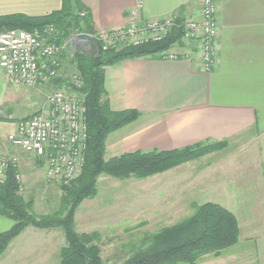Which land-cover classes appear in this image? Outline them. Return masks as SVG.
Wrapping results in <instances>:
<instances>
[{
  "label": "crops",
  "instance_id": "obj_1",
  "mask_svg": "<svg viewBox=\"0 0 264 264\" xmlns=\"http://www.w3.org/2000/svg\"><path fill=\"white\" fill-rule=\"evenodd\" d=\"M81 2L96 33L128 26L133 13L136 22H144L174 12L195 16L199 10L198 0ZM217 3L218 51L213 70L204 71L197 59L159 57L104 68L110 108L140 113L134 123L108 137L106 155L219 144L203 157L169 171L170 226L191 217L198 206L219 205L235 217L238 241L218 256H203L199 264H264V0ZM60 7L61 0H0V17H43ZM19 90L0 70V146L20 118L10 112ZM75 216L76 226L77 212ZM12 226L11 220L0 216V234ZM64 245L58 246L48 231L28 228L10 243L0 264H60L59 250Z\"/></svg>",
  "mask_w": 264,
  "mask_h": 264
},
{
  "label": "trees",
  "instance_id": "obj_2",
  "mask_svg": "<svg viewBox=\"0 0 264 264\" xmlns=\"http://www.w3.org/2000/svg\"><path fill=\"white\" fill-rule=\"evenodd\" d=\"M46 25L60 34L61 44L71 33H95L91 16L81 0H61V7L43 17L10 15L0 17V32L21 29L33 31ZM180 32L174 30L160 44L142 47H124L119 51L98 50L94 56L76 52L71 65L79 72L83 86L87 145L84 165L77 178L67 185H59L60 200L56 211L39 215L34 212L33 199H25L15 179L17 170L10 168L3 185H0V216L13 222L12 228L0 234V256L10 243L26 229L38 231L60 230L65 245L59 250L60 264H103L97 243L98 233H78L75 215L80 205L96 198L98 179L110 177L116 180H143L166 173L173 168L191 162L209 153L215 146L198 144L176 151H149L125 153L106 159V142L110 135L134 123L138 111H114L110 108L104 88V68L127 60L159 57L179 43ZM99 57L102 64L94 67ZM239 231L235 217L216 204L206 203L195 208L194 214L173 226L156 233L145 234L139 245L129 250L122 264H199L205 255L218 256L221 251L238 241Z\"/></svg>",
  "mask_w": 264,
  "mask_h": 264
},
{
  "label": "built area",
  "instance_id": "obj_3",
  "mask_svg": "<svg viewBox=\"0 0 264 264\" xmlns=\"http://www.w3.org/2000/svg\"><path fill=\"white\" fill-rule=\"evenodd\" d=\"M198 1L195 16L174 12L162 19L136 22L133 13L132 22L126 27L94 35L71 33L61 44H58L60 34L50 25L30 32L21 29L0 32V70L11 86L34 90L57 82L56 90L46 95L41 111L16 121L14 131L5 136V142L38 159L47 181L69 184L84 165L87 125L84 96L80 93L82 77L75 70L62 77L63 54L92 42H97L102 52L119 46L122 49L160 44L176 30L180 32L179 43L163 51L159 58L197 59L201 68L209 72L216 67L218 3L217 0ZM10 168L17 170L15 179L19 183L18 158L0 152V185L5 183Z\"/></svg>",
  "mask_w": 264,
  "mask_h": 264
},
{
  "label": "rangeland",
  "instance_id": "obj_4",
  "mask_svg": "<svg viewBox=\"0 0 264 264\" xmlns=\"http://www.w3.org/2000/svg\"><path fill=\"white\" fill-rule=\"evenodd\" d=\"M119 47L112 50L119 51L121 50ZM99 49V44L92 42L67 50L62 56V77H66L74 70L71 65L74 53L79 51L94 56ZM56 85L57 82L49 84L42 91L20 87L17 101L11 106L10 112L15 117H20L17 121L39 113L45 105L46 95L56 90ZM3 141L0 152L14 155L19 160L21 177L18 185L21 195L25 199H33L34 212L39 215L56 211L61 195L59 184L44 178L43 166L38 159L24 154L21 149L5 142V139ZM105 158L109 157L106 155ZM170 183L169 171L167 174L143 180L99 178L96 198L87 200L89 204H81L77 210L76 232L98 233L97 245L101 251L103 264H122L129 256V250L134 245H139L145 234L156 233L173 223L169 219L172 210ZM48 233L58 246L64 245V237L60 230H51Z\"/></svg>",
  "mask_w": 264,
  "mask_h": 264
},
{
  "label": "water",
  "instance_id": "obj_5",
  "mask_svg": "<svg viewBox=\"0 0 264 264\" xmlns=\"http://www.w3.org/2000/svg\"><path fill=\"white\" fill-rule=\"evenodd\" d=\"M102 64V62H101V60H100V58L99 57H96L95 59H94V67H98L99 65H101ZM87 264H94L92 261H88V263Z\"/></svg>",
  "mask_w": 264,
  "mask_h": 264
}]
</instances>
